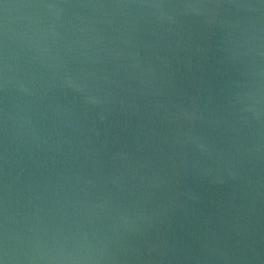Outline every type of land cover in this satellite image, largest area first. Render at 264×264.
<instances>
[{"label": "water", "instance_id": "water-1", "mask_svg": "<svg viewBox=\"0 0 264 264\" xmlns=\"http://www.w3.org/2000/svg\"><path fill=\"white\" fill-rule=\"evenodd\" d=\"M0 264H264V0H0Z\"/></svg>", "mask_w": 264, "mask_h": 264}]
</instances>
